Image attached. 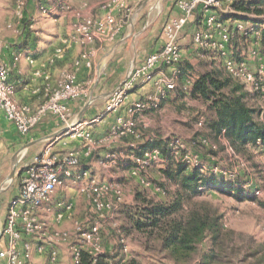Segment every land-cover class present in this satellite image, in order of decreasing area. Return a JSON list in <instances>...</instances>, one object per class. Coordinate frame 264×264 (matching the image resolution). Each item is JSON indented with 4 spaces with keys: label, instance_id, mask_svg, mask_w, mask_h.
I'll use <instances>...</instances> for the list:
<instances>
[{
    "label": "built area",
    "instance_id": "obj_1",
    "mask_svg": "<svg viewBox=\"0 0 264 264\" xmlns=\"http://www.w3.org/2000/svg\"><path fill=\"white\" fill-rule=\"evenodd\" d=\"M70 1L52 0L49 6H41V9L48 14L55 10H65ZM223 1L177 0L176 6L180 15L170 17L163 22L162 47L150 52L140 63L130 64L123 79L107 93L102 111L87 120L78 118L69 120L67 104L88 97L87 87L78 81V69L83 61L89 64L92 49L83 51L79 58L74 60L73 68L63 72L54 86L45 89L46 98L36 108L19 103L13 97V88L9 84L10 68L0 61V114L13 124L17 133L27 134L47 115L54 116L63 124L56 133L45 138V143L31 160H22L20 163L17 170L20 174L18 193L8 202L4 223L0 227L2 264H34L32 261L34 253L44 257L45 264H57L58 247L69 242L70 233L64 229L51 228L41 217V212L49 211L52 206L56 208L57 223L69 218L73 209L71 202L59 197L53 204V193L59 188L62 189L69 179L82 181L78 191L88 200L95 214L94 220L85 227L73 222L79 244L70 247L72 263H78L82 251H86L93 262L98 256L106 253L100 225L108 217L109 212L115 209L112 200L120 199L122 189L114 180L96 181L87 170H80L82 163L93 155L101 142L111 143L116 138L133 134L134 115L157 110L161 100L176 89L179 73L177 67L181 61L178 34L197 10L203 12L201 28L192 36L198 55H201L203 49L213 50L223 59L224 71L230 77L241 83L249 94H258L264 99V43L260 29L240 18L233 19L230 24L222 20L220 13L228 11L226 9H229L228 12L232 11L230 5L226 9L222 7ZM20 4L22 3L19 2L18 5ZM102 9L104 12L99 17H93L87 11L77 15V19L72 23L74 35L61 40L62 45L53 50L49 58L50 63L63 56L66 48L75 38L87 44L100 45L115 39L122 26L116 18V13L126 9V0H106ZM16 15L17 18H21V13L17 12ZM233 32L249 41L252 64L251 60L234 58L230 55L229 47ZM3 48L4 44L0 40V55ZM19 57V53L12 55V65L17 64ZM27 61L32 64L34 59L29 56ZM32 75L34 78H40L44 74L39 69H35ZM146 85H150L151 88L141 98L129 103L125 102L129 94ZM92 102L93 99L89 97L87 103L92 104ZM123 107L128 117L118 115L108 135L102 138L95 137L93 125L106 114L115 113ZM59 142L63 145L68 142L77 143L78 149L58 150L56 145ZM129 146L134 150L139 148L138 142H132ZM178 146H180L178 141L173 140L167 143L165 154L157 148H152L145 150L139 157H131L128 163L134 165L130 168V173L135 175L144 171L148 164L163 161L167 154H175ZM106 159L103 165L108 163L111 166L121 161L112 152L106 156ZM140 183L144 186L149 185L144 178H140ZM119 244L121 254L114 259V264H124L129 260L126 253L127 243L123 237H120Z\"/></svg>",
    "mask_w": 264,
    "mask_h": 264
},
{
    "label": "rangeland",
    "instance_id": "obj_2",
    "mask_svg": "<svg viewBox=\"0 0 264 264\" xmlns=\"http://www.w3.org/2000/svg\"><path fill=\"white\" fill-rule=\"evenodd\" d=\"M27 1L0 0V40L3 44L7 39L20 37L25 29H30L38 38L42 36L43 31L49 29L48 21L40 22V20L47 19L51 13L43 12L41 6L44 5L39 1H36L37 5L33 6V11L27 5ZM261 1L264 2V0ZM19 2L22 4L18 5ZM78 2L79 14L87 11L86 5H82L86 0H78ZM105 2L106 0L97 6L98 11L103 10L102 6ZM74 4V0H71L68 8L60 11L72 13L75 8ZM222 7H226V3ZM229 8L232 10L231 6ZM226 10L229 11V9ZM228 11L221 14V19L230 24L233 20L230 17L233 11ZM17 12L21 13L20 19L17 18ZM87 12H90L93 17L103 14L96 13L95 15L93 10ZM73 14L77 19V13L73 12ZM242 20L252 25L259 24L257 28L261 32L264 30V6L263 13L253 19L254 21H249L248 18ZM229 50L232 57L246 58L251 60L252 64L250 43L241 38L239 34L233 32ZM210 63L213 68L224 70L223 59L214 51L205 50L203 57H194L187 52H181V61L177 67L179 72L181 69V72L178 73L176 89L168 93L170 98L162 104L159 112L146 116L144 121L140 119L137 124L135 122L134 133L130 134L132 140L129 143L138 142L140 144L151 137L167 143L177 140L181 147L178 146L175 149V154H167L171 158L167 160L166 157L161 162H152L145 167L144 171L132 175L130 168H133V165L128 162L134 155L129 152L128 148L120 155L118 149L112 148V142H101L97 150L103 151L104 155L94 156L95 161H101V163H106V156L111 152L121 159L115 165L104 164L108 167L100 163L97 164L99 167L93 165L94 168L99 169H97L98 172H105L106 176L105 178L101 176L92 178L98 182L114 180L122 189L119 200H114L115 198L112 197L115 209L110 211L108 217L101 223L100 230L107 244L105 250L114 258L121 254L120 237L125 239L129 260L124 264H202L203 258L209 255L212 249L218 257L211 264H264V208L259 205V202L264 203V151L253 150L250 153V160H245L234 154L222 136L214 137L209 127V123L215 118L214 111L209 107L208 102L189 95V82L198 74L208 71ZM247 103L255 109L264 110V99L257 94H248ZM255 119L263 120L264 118L262 114H256ZM127 153H129L128 157H126ZM27 157L28 153L24 151L21 144H7L0 135V167L2 162L6 164L3 172L0 173V221L6 215L5 204L10 199H7L8 193L15 186L17 188L19 184L20 174L16 171L21 161ZM182 163L187 166V172L192 168H197L208 177H216L217 180L225 183L229 191L222 192L218 189L219 186H202L201 193L193 197V202H205L222 216L221 238L223 239L220 244L213 246L209 237H206L196 245L191 258L175 263L167 257L165 251L160 250L157 241L145 237L131 226L130 217L140 202V199H136L137 192L152 202L166 203L172 200L177 184L165 174V170H174L178 164ZM11 168L16 174L5 178ZM85 168L88 166L82 165L80 170H85ZM89 175L92 174L89 173ZM140 178H144L149 185H142ZM81 183L82 181L69 179L66 181L67 186L53 193V204L59 197L72 203L73 209L69 218L57 223L55 221L56 208L52 206L49 211L41 212V217L48 222L51 228L64 229L70 233L69 242L61 244L65 250L63 254L58 253L57 264H73L70 247L79 244L73 222L85 227L95 218L88 200L78 191ZM231 186L236 189L238 195H247V198L236 199L234 194L229 195L232 190ZM39 264H44L43 258Z\"/></svg>",
    "mask_w": 264,
    "mask_h": 264
},
{
    "label": "crops",
    "instance_id": "obj_3",
    "mask_svg": "<svg viewBox=\"0 0 264 264\" xmlns=\"http://www.w3.org/2000/svg\"><path fill=\"white\" fill-rule=\"evenodd\" d=\"M36 1H39L40 4L45 6H49L52 3V0H28L27 5L33 11V6L37 5ZM102 1L104 0H86L85 4L82 5H86L85 9L87 11L93 10L95 15L98 13L101 15L104 11H98L97 6ZM176 1L177 0H126V9L116 13V18L121 22L122 26L112 42L103 45L98 43L87 44L83 40L75 38L66 48L63 56L52 63L49 62L52 51L56 47L62 45L61 40L63 38L74 35L72 21H75L76 17L73 12H76V15L79 14V2L78 0H74L75 8L72 13L61 12L60 10L51 13L47 19L40 20V22L48 21L49 28L43 31L44 33L42 32L41 37L38 38L30 29H25V32H23L20 37L11 38L10 40L7 39L5 41L3 51L0 55V61L6 63L10 68L9 84L13 88V97L19 103L28 104L31 108H36L46 98L45 89L54 86L55 81L63 72L72 69L74 60L79 58L83 51L92 49L93 53L92 56L89 57V64L83 61L78 69V81L87 87L89 91L88 97L74 102L70 101L67 105L69 120L75 118L87 120L96 116L103 109L106 94L115 84L123 79L129 65L132 63H140L150 52L157 51L162 47L163 35L161 28L163 22L170 17L180 15V11L176 6ZM232 1L233 0H224L223 5L226 3L225 8L231 5ZM202 13L203 12L200 10L194 12L178 34V44L182 53L187 52L194 57H203L205 49L202 50L201 55H198V50L195 48L192 40L193 33L201 28ZM219 15L222 18L221 13ZM241 16L242 15H238L236 18H241ZM244 16L245 19L248 18L249 21H254L253 19L257 18L254 14H245ZM36 21L38 22L39 19ZM255 25L259 26V24ZM206 50L211 49L208 48ZM15 53H19L20 57L17 64L12 65V55ZM29 56L34 59L32 64H29L27 61V57ZM35 69H39L44 75L40 78H34L32 72ZM211 69H213L212 63H210L209 70ZM150 88V85H146L137 89L127 96L125 102L129 103L138 100L145 92L150 90ZM169 95L167 94L161 100L160 107L157 110L135 114L134 120L136 124L140 119L143 120L146 116L159 112L162 104L170 98ZM89 97L93 99L92 104L87 103ZM118 115L128 117L125 114L124 107L115 113L106 114L99 122L93 125V135L98 138L108 135ZM62 125L63 124L59 123L54 116L47 115L27 134L21 135L17 133L13 124L6 121L0 114V135L7 144L19 143L24 147V151L28 153V157L25 161L31 160L45 143V138L48 135L56 133L62 128ZM151 139L155 138L151 137L149 140ZM131 140L130 134L120 139L116 138L112 142V148L118 149L120 155L121 152L126 151L127 148L129 152H131L129 146ZM56 149L62 151L78 149V144L68 142L66 145H63L59 142L56 145ZM96 151V154H93V156L84 161L82 165L88 166L85 170L92 174L91 177L101 176L105 178L106 173L103 171L98 172V168H94L93 166H98V163L104 166L101 161L98 162L94 159V156L99 155L102 157L104 155L103 151ZM128 154L129 153H127L126 157L129 156ZM5 166L6 164L2 162L0 173L3 172ZM12 169L13 168L5 175V178L12 175ZM65 186H67L66 182ZM17 193L18 187L16 188L15 186V188L8 193L7 199L13 198ZM9 201L6 202L5 206H7ZM5 216L0 221V227L4 223ZM64 250L63 245L58 247V253L63 254ZM41 258H43V263L45 264V258L36 253L33 254L32 261L34 264H39ZM0 264H2L1 260Z\"/></svg>",
    "mask_w": 264,
    "mask_h": 264
},
{
    "label": "trees",
    "instance_id": "obj_4",
    "mask_svg": "<svg viewBox=\"0 0 264 264\" xmlns=\"http://www.w3.org/2000/svg\"><path fill=\"white\" fill-rule=\"evenodd\" d=\"M230 6L233 11L230 15L232 19L238 15H242L241 19H245L243 16L245 14L260 16L263 13L264 2L233 0ZM254 27L258 26L254 25ZM261 35L264 43V30H261ZM241 38L245 39L243 36ZM189 85V95L208 102L209 107L214 111L215 118L209 123L214 137L222 136L234 154L245 160H250V153L253 150L264 151V119H255L256 114H262L264 118V110L248 105L249 93L241 83L224 70L213 68L198 74ZM166 146L167 142L151 139L140 143L139 148L131 149L130 153L139 157L145 150L157 148L165 154ZM169 158L171 157L167 156V160ZM186 168L187 166L182 163L174 170H165V174L177 184L171 201L152 202L137 192L136 199H140V202L130 217L131 226L145 237L157 241L160 250L165 251L167 257L175 263L191 258L196 245L204 238L209 237L213 246L220 244L223 239L221 238L222 216L205 202H193V197L201 193L202 186H219L220 191H229L225 183L217 180L216 177H208L197 168L187 172ZM231 189L229 195L234 194L236 199L247 198V195H238L234 187L231 186ZM250 199L254 198L250 197ZM259 205L264 208L263 202H259ZM217 257V253L212 249L210 254L203 258L202 264H211ZM114 259L106 252L93 262L90 255L82 251L77 264H114Z\"/></svg>",
    "mask_w": 264,
    "mask_h": 264
},
{
    "label": "water",
    "instance_id": "obj_5",
    "mask_svg": "<svg viewBox=\"0 0 264 264\" xmlns=\"http://www.w3.org/2000/svg\"><path fill=\"white\" fill-rule=\"evenodd\" d=\"M14 174V170L12 171V175ZM0 235H1V232H0Z\"/></svg>",
    "mask_w": 264,
    "mask_h": 264
}]
</instances>
